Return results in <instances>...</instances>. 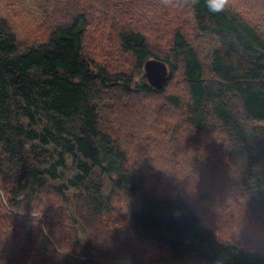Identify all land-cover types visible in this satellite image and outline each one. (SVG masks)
<instances>
[{"label": "trees", "instance_id": "16d2710c", "mask_svg": "<svg viewBox=\"0 0 264 264\" xmlns=\"http://www.w3.org/2000/svg\"><path fill=\"white\" fill-rule=\"evenodd\" d=\"M7 1L0 264H264V0Z\"/></svg>", "mask_w": 264, "mask_h": 264}, {"label": "water", "instance_id": "95a60500", "mask_svg": "<svg viewBox=\"0 0 264 264\" xmlns=\"http://www.w3.org/2000/svg\"><path fill=\"white\" fill-rule=\"evenodd\" d=\"M143 76L153 88H161L168 78V66L158 58H149L143 64Z\"/></svg>", "mask_w": 264, "mask_h": 264}, {"label": "rangeland", "instance_id": "374dc122", "mask_svg": "<svg viewBox=\"0 0 264 264\" xmlns=\"http://www.w3.org/2000/svg\"><path fill=\"white\" fill-rule=\"evenodd\" d=\"M7 0H0V11L2 10L3 13H8L7 10H9V8L7 7ZM23 5L20 6L23 9V12L21 10L15 11L16 12V16L14 22H16V24L21 28L22 31L25 30L26 24H30V22L32 21L31 16L30 15H26L28 10L29 11H33L32 8V3L29 0H22Z\"/></svg>", "mask_w": 264, "mask_h": 264}, {"label": "clouds", "instance_id": "9594fccd", "mask_svg": "<svg viewBox=\"0 0 264 264\" xmlns=\"http://www.w3.org/2000/svg\"><path fill=\"white\" fill-rule=\"evenodd\" d=\"M226 4L227 0H206L208 11L213 14L223 12Z\"/></svg>", "mask_w": 264, "mask_h": 264}]
</instances>
